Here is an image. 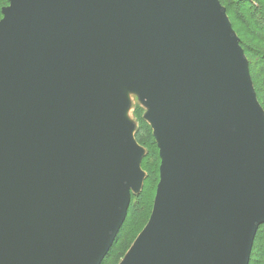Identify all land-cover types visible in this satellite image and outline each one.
<instances>
[{
	"label": "water",
	"instance_id": "1",
	"mask_svg": "<svg viewBox=\"0 0 264 264\" xmlns=\"http://www.w3.org/2000/svg\"><path fill=\"white\" fill-rule=\"evenodd\" d=\"M1 10L0 264L103 262L144 180L123 87L147 107L160 181L120 264H249L264 112L218 0Z\"/></svg>",
	"mask_w": 264,
	"mask_h": 264
},
{
	"label": "rangeland",
	"instance_id": "2",
	"mask_svg": "<svg viewBox=\"0 0 264 264\" xmlns=\"http://www.w3.org/2000/svg\"><path fill=\"white\" fill-rule=\"evenodd\" d=\"M253 1L255 2L253 4H261L264 7V0ZM218 2L225 9L226 17L229 18L231 28L236 33L239 45L248 61L252 87L257 102L264 112V41L258 35V33H263L259 31L262 23L259 27L246 24L259 19L262 10L255 8V11L251 10L247 13L245 11L243 14L244 9L250 7V3L243 4V1L239 2V0H218ZM4 5L8 6V0H0V14L1 9L7 7ZM121 93L124 100L123 119L131 126L132 136L143 153L140 165L144 180L141 189L131 193L123 225L117 234L116 241L108 251L109 254L101 264H120L129 253L148 224L153 211L156 188L160 181L159 150L152 136L150 124L144 118L147 107L141 103L136 91L126 90L123 87ZM251 249L249 264H264V224L258 228Z\"/></svg>",
	"mask_w": 264,
	"mask_h": 264
},
{
	"label": "trees",
	"instance_id": "3",
	"mask_svg": "<svg viewBox=\"0 0 264 264\" xmlns=\"http://www.w3.org/2000/svg\"><path fill=\"white\" fill-rule=\"evenodd\" d=\"M243 1V2H242ZM239 2H242L243 4H247V3H250L249 4V6L250 7H248V9H244V11H243V14H245V11H246V13L249 11V12H251V10H253V11H255V8L257 9V8H259L260 10H262V11H260V13H261V15H260V17H259V19H256L254 22H247L246 24L248 25V26H252V25H254V26H258L259 27V25H260V23H262V25L260 26V29H259V31H261V32H263V33H258V35H259V37L264 41V7H263V5L261 6V4H253V3H255L253 0H247V2H246V0H239ZM252 4V5H251ZM251 6H252V8H251ZM1 17H2V11H1V14H0V19H1ZM118 236V235H117ZM117 236H116V239H117ZM116 239H115V241H116ZM114 241V242H115ZM114 244V243H113ZM109 254V253H108ZM107 254V255H108Z\"/></svg>",
	"mask_w": 264,
	"mask_h": 264
},
{
	"label": "snow or ice",
	"instance_id": "4",
	"mask_svg": "<svg viewBox=\"0 0 264 264\" xmlns=\"http://www.w3.org/2000/svg\"><path fill=\"white\" fill-rule=\"evenodd\" d=\"M4 6H7V5H4Z\"/></svg>",
	"mask_w": 264,
	"mask_h": 264
}]
</instances>
